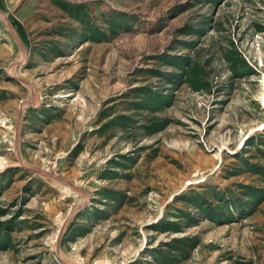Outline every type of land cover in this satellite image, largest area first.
I'll list each match as a JSON object with an SVG mask.
<instances>
[{"label":"rangeland","instance_id":"374dc122","mask_svg":"<svg viewBox=\"0 0 264 264\" xmlns=\"http://www.w3.org/2000/svg\"><path fill=\"white\" fill-rule=\"evenodd\" d=\"M0 264H264V0H0Z\"/></svg>","mask_w":264,"mask_h":264}]
</instances>
